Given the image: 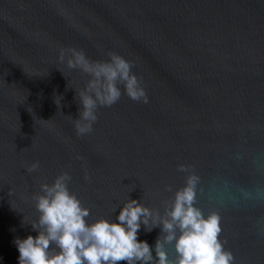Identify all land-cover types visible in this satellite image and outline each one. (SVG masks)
<instances>
[{
	"label": "water",
	"instance_id": "water-1",
	"mask_svg": "<svg viewBox=\"0 0 264 264\" xmlns=\"http://www.w3.org/2000/svg\"><path fill=\"white\" fill-rule=\"evenodd\" d=\"M70 47L131 61L149 103L122 95L78 137L90 77L59 62ZM181 164L235 264H264V0H0V264H18L14 239L37 234L31 196L61 172L92 222L128 198L163 213Z\"/></svg>",
	"mask_w": 264,
	"mask_h": 264
},
{
	"label": "clouds",
	"instance_id": "clouds-1",
	"mask_svg": "<svg viewBox=\"0 0 264 264\" xmlns=\"http://www.w3.org/2000/svg\"><path fill=\"white\" fill-rule=\"evenodd\" d=\"M58 60L90 77L86 87L75 90L80 105L78 118L73 120L78 137L91 134L99 108L111 107L122 95L149 103L142 81L132 71L134 64L119 54L109 53L107 60L97 61L88 58L83 49L70 47L60 49ZM56 103L59 106V99ZM76 158L83 160L82 156ZM39 167L34 162L26 172ZM177 170L185 174V182L163 213L128 198L115 220L101 217L89 222L90 209L70 190L68 172L40 184L39 193L31 196L39 215L30 225L37 234L13 241L18 264H235L233 253L225 248L227 241L220 238V214H206L198 206L201 177L191 165L181 164ZM167 190L172 191L171 186ZM142 226L145 232L159 228L154 247L138 239ZM169 248L174 251L172 257Z\"/></svg>",
	"mask_w": 264,
	"mask_h": 264
}]
</instances>
